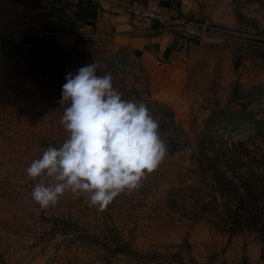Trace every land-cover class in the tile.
<instances>
[{
	"label": "rangeland",
	"instance_id": "1",
	"mask_svg": "<svg viewBox=\"0 0 264 264\" xmlns=\"http://www.w3.org/2000/svg\"><path fill=\"white\" fill-rule=\"evenodd\" d=\"M175 1L188 3L186 18L244 37L186 43L185 90L171 104L150 97L138 59L109 34L0 32V264H264V0ZM94 61L124 99L163 106L147 107L168 155L103 211L71 193L41 208L25 169L67 138L65 77Z\"/></svg>",
	"mask_w": 264,
	"mask_h": 264
},
{
	"label": "clouds",
	"instance_id": "2",
	"mask_svg": "<svg viewBox=\"0 0 264 264\" xmlns=\"http://www.w3.org/2000/svg\"><path fill=\"white\" fill-rule=\"evenodd\" d=\"M99 68L94 61L65 77L58 103L67 138L25 169L37 181L29 195L41 208L71 193L103 211L122 193L138 190L168 155L159 120L143 101L124 99Z\"/></svg>",
	"mask_w": 264,
	"mask_h": 264
},
{
	"label": "crops",
	"instance_id": "3",
	"mask_svg": "<svg viewBox=\"0 0 264 264\" xmlns=\"http://www.w3.org/2000/svg\"><path fill=\"white\" fill-rule=\"evenodd\" d=\"M179 4L175 0H160L153 5L170 18L186 17L181 15ZM120 5L97 0L72 10L68 5L50 9L30 6L22 0H0V32L17 37L42 30L109 34L117 49L138 59L153 100L163 104L181 102L187 80L182 61L189 42L176 46L174 32H159L157 27L153 28L154 23L133 19Z\"/></svg>",
	"mask_w": 264,
	"mask_h": 264
},
{
	"label": "built area",
	"instance_id": "4",
	"mask_svg": "<svg viewBox=\"0 0 264 264\" xmlns=\"http://www.w3.org/2000/svg\"><path fill=\"white\" fill-rule=\"evenodd\" d=\"M65 2L72 10L79 6L90 4L89 0H58ZM56 7H59L58 4ZM132 17L137 20L149 21L156 25L159 32L175 33L174 44L181 46L188 39L212 36L227 41L241 40L244 35L223 26L207 21L199 22L190 18H170L163 14L156 6L142 3H135L126 6Z\"/></svg>",
	"mask_w": 264,
	"mask_h": 264
},
{
	"label": "trees",
	"instance_id": "5",
	"mask_svg": "<svg viewBox=\"0 0 264 264\" xmlns=\"http://www.w3.org/2000/svg\"><path fill=\"white\" fill-rule=\"evenodd\" d=\"M50 9H53V8H55L54 6H51V7H49ZM153 28L155 29L156 28V26H154L153 25ZM188 42H191L193 45H196V44H198V41L196 40V39H188L187 40ZM148 84V83H147ZM144 103L147 105V106H151V105H154V104H158V103H156V102H147V101H144ZM160 109L161 108H163V106H160V105H157Z\"/></svg>",
	"mask_w": 264,
	"mask_h": 264
},
{
	"label": "water",
	"instance_id": "6",
	"mask_svg": "<svg viewBox=\"0 0 264 264\" xmlns=\"http://www.w3.org/2000/svg\"><path fill=\"white\" fill-rule=\"evenodd\" d=\"M187 9H188V3L181 2L180 5H179V11H180L182 16H184L186 14Z\"/></svg>",
	"mask_w": 264,
	"mask_h": 264
}]
</instances>
